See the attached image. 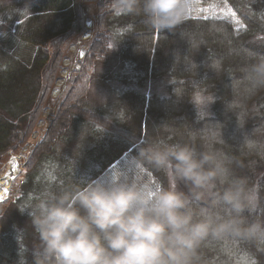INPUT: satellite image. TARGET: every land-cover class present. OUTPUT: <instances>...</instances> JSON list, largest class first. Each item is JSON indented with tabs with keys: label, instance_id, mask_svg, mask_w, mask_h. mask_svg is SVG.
<instances>
[{
	"label": "trees",
	"instance_id": "trees-1",
	"mask_svg": "<svg viewBox=\"0 0 264 264\" xmlns=\"http://www.w3.org/2000/svg\"><path fill=\"white\" fill-rule=\"evenodd\" d=\"M27 3L29 15L19 33L35 46L34 56L26 61L0 47V168L41 123L71 46L87 32L84 5H94L96 11L86 56L77 61L79 67H71L50 123L25 160L27 174L17 209L10 217L9 210L0 216V264H32L39 235L28 210L21 209L49 189L95 180L125 152L135 156L140 146L158 135L172 142L194 136L198 145L210 144L231 161L233 175L247 178L255 188L259 204L251 218L264 219V86L242 72L264 57V0H192L185 22L161 31L150 28L142 13L128 12L120 0ZM212 3L228 4L242 25L208 15ZM5 7L0 0V12ZM111 44L115 57L131 68V77L120 78L127 88L119 96V117L86 101L94 69L107 60ZM162 77L168 78L167 95L144 91ZM196 91L214 94L212 116H203L195 105ZM255 103L262 114H253ZM69 141L75 146L73 153L63 145ZM77 151H83L81 158H75ZM147 168L158 186H169L163 170ZM193 203L207 208L203 201ZM225 238L214 254H207L209 238L204 242L201 264H264V241Z\"/></svg>",
	"mask_w": 264,
	"mask_h": 264
},
{
	"label": "clouds",
	"instance_id": "clouds-1",
	"mask_svg": "<svg viewBox=\"0 0 264 264\" xmlns=\"http://www.w3.org/2000/svg\"><path fill=\"white\" fill-rule=\"evenodd\" d=\"M120 3L160 31L178 28L192 8V0ZM242 72L264 86V57ZM130 160L119 180L81 179L78 186L47 190L21 209L39 235L32 264H201L200 250L210 236L264 241V219L251 218L259 204L255 188L233 175L231 161L210 144L158 135ZM142 166L170 172L175 183L164 187L138 174L133 178ZM194 200L207 208L194 207Z\"/></svg>",
	"mask_w": 264,
	"mask_h": 264
},
{
	"label": "rangeland",
	"instance_id": "rangeland-1",
	"mask_svg": "<svg viewBox=\"0 0 264 264\" xmlns=\"http://www.w3.org/2000/svg\"><path fill=\"white\" fill-rule=\"evenodd\" d=\"M1 1L6 5V7L3 11L0 12V47L6 51L18 53L26 61H30L34 56L35 46L23 41L19 33V30L21 29L24 21L29 15V6L27 0ZM84 11L87 13V32H85V34L81 37L80 41L75 42L71 46L70 52L63 62V70H61L59 74V80L57 81L56 86L50 96V99L48 101L49 103L47 104V110L44 113L41 123L36 128L34 134L30 137L28 143L24 147H22L20 151L15 153L12 152L11 156L2 165V168H0V179L7 173L10 168H13L15 166L20 169L19 174L16 176L10 189L8 190L7 197H5V200L1 201V203H3L4 201L10 203L6 204V206H0V216L3 215L5 210H9L10 217L12 216L13 211L17 209L16 202L22 196V194L19 192L21 182L25 179V176L27 174L24 162L32 153V149L41 138L44 129L50 123L52 113L56 109L59 101L58 98H60V96L63 94L64 86H66L67 80L71 75V67L74 65L79 67L78 60H83L86 56L87 47L92 37V28L94 26L93 14L95 13L96 8L94 5L85 4ZM208 11V15L228 17L232 19L237 26L242 25L241 20H239V18L232 11L231 7L226 3H212L208 6ZM112 44L110 45V51L114 47ZM110 51V55L108 56L107 60L104 62H99L94 69L92 80L89 84V92L86 96V101L91 107H98L103 112L109 114L112 117H119L122 114V110L119 106V96L127 88L126 85H123L121 83L120 78L123 76L131 77V68L115 57V53H117L116 49H113L111 53ZM161 79H164L165 81H161ZM167 85L168 78H158L147 84V86L144 87V91H146V93L148 94L164 96L168 93ZM197 97H199V99H197ZM211 100H215L213 93L206 94L203 92H195L194 102L203 116H212L214 114V102L209 105V101ZM260 108V104L255 103L254 106H252L253 114H262ZM70 143L71 142L69 141V145L66 144V142L63 144L67 147V149H69L67 153L75 152L74 144ZM75 143H79L78 140H76ZM74 155L75 158H81L83 156V151H77ZM132 156L134 155L131 151L125 152L118 161L112 164L103 173L99 174L97 178L103 179L104 177L110 176L112 179L119 180L121 178L122 166L129 167L133 163V161L130 160ZM13 158H15V161H13L14 163H12ZM164 172L168 176L169 185L174 184L175 181L172 177V174L170 172ZM137 174L144 181L158 186V182L155 179L153 173L147 167L142 166L138 168L136 172L133 173V178H135ZM179 187H181L184 191L188 190L182 184L179 185ZM220 241L222 245L227 241V239H218L210 236L208 243H211L210 247L215 250L216 248L219 249ZM211 248H207V254H214L218 252V249L214 251Z\"/></svg>",
	"mask_w": 264,
	"mask_h": 264
},
{
	"label": "bare ground",
	"instance_id": "bare-ground-1",
	"mask_svg": "<svg viewBox=\"0 0 264 264\" xmlns=\"http://www.w3.org/2000/svg\"><path fill=\"white\" fill-rule=\"evenodd\" d=\"M12 159V163H14ZM20 169L18 167L10 168L7 173L0 179V203L7 197L8 190L10 189L14 179L19 174Z\"/></svg>",
	"mask_w": 264,
	"mask_h": 264
},
{
	"label": "snow or ice",
	"instance_id": "snow-or-ice-1",
	"mask_svg": "<svg viewBox=\"0 0 264 264\" xmlns=\"http://www.w3.org/2000/svg\"><path fill=\"white\" fill-rule=\"evenodd\" d=\"M197 99H199V97H197ZM210 99V98H209ZM13 160H15V158H13ZM174 186V185H173Z\"/></svg>",
	"mask_w": 264,
	"mask_h": 264
}]
</instances>
